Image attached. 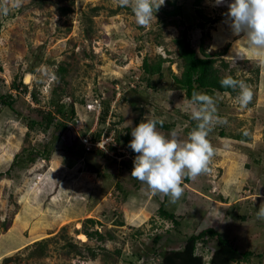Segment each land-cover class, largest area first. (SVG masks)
Instances as JSON below:
<instances>
[{
  "label": "rangeland",
  "instance_id": "rangeland-1",
  "mask_svg": "<svg viewBox=\"0 0 264 264\" xmlns=\"http://www.w3.org/2000/svg\"><path fill=\"white\" fill-rule=\"evenodd\" d=\"M174 2L180 13L171 14L175 5L165 0L150 27H142L116 0H19L18 6L0 0V94L13 98L15 108L0 101V264H161L165 249L208 226L240 249L264 253V219L257 218L264 203V68L225 22L227 4ZM183 30L195 49L203 42L217 55L222 74L250 85L253 96L240 109L238 89L199 91L213 96L225 122L207 137L214 148L209 171L183 179V194L172 203L131 176L136 153L128 145L132 127L145 117L172 124L158 123L157 130L180 139L196 126L191 99L175 79ZM145 57L161 62L162 74L149 77ZM52 98L74 106L69 127L29 128L41 117L36 108H50ZM103 101L109 110L98 122ZM107 127L122 142L84 152L80 135ZM56 133L49 158L22 161L7 172L17 153L49 144ZM161 204L179 224L160 216ZM215 243L209 237L197 251L208 260ZM241 264H264V256Z\"/></svg>",
  "mask_w": 264,
  "mask_h": 264
},
{
  "label": "clouds",
  "instance_id": "clouds-1",
  "mask_svg": "<svg viewBox=\"0 0 264 264\" xmlns=\"http://www.w3.org/2000/svg\"><path fill=\"white\" fill-rule=\"evenodd\" d=\"M118 6L130 8L135 21L142 27H150L155 13L165 0H116ZM227 4L226 20L234 36L240 37L245 45L258 54L264 68V0H214L215 6ZM19 0H17V6ZM6 11V9H5ZM223 88L239 90L235 103L244 109L252 100V90L242 79L231 75L221 78ZM190 116L196 126L186 139L178 138L175 131L165 136L157 130L163 120L145 117L132 127L129 147L136 153L131 176L146 184L153 194L169 196L175 203L183 194L184 177L197 178L209 171V162L214 148L207 139L211 128L221 122L216 115V100L213 96L193 90L188 103ZM130 125V122L127 126ZM257 218L264 219V203L259 205Z\"/></svg>",
  "mask_w": 264,
  "mask_h": 264
},
{
  "label": "trees",
  "instance_id": "trees-1",
  "mask_svg": "<svg viewBox=\"0 0 264 264\" xmlns=\"http://www.w3.org/2000/svg\"><path fill=\"white\" fill-rule=\"evenodd\" d=\"M201 1L202 0H194V4L199 6ZM167 2L175 5V9L170 11L171 14L181 12V6L177 5L174 0H167ZM176 42L178 44L182 69L180 75H175V79L180 87L185 90V94L189 99H191L193 90L198 92L202 90L208 94H214L217 91L230 93L236 92V90L223 88L221 86L220 80L225 75L220 72V69L216 65L217 55H213L205 51L202 45L203 42H201L200 51L195 49L187 38V30H183L181 36L176 38ZM223 65L227 66V63L223 62ZM143 68L149 77L155 74H162L161 62L151 63L146 57L143 60ZM229 75L238 79L235 74ZM0 101L1 103L8 105L12 110L15 109L13 105V98L11 100H7L3 94H0ZM108 108V103L103 101L102 112L100 115L102 120L105 119L109 110ZM36 111L41 114V117L39 119L32 118V120L27 123L29 128L32 129L34 126L46 128L50 124L54 123V127H56V129L63 131L69 127V119L76 112L72 104H66L65 102L59 101L56 102L54 98L51 100L50 108L48 107L46 110L36 108ZM160 126L164 128L173 127L172 124L166 123H163V125ZM115 137V140L117 139L118 142L121 141L120 136L116 135ZM59 138L60 134L56 133L49 144L39 143V146H34L28 149L27 152L22 151L20 154L17 153L7 172L9 173L11 167H14L15 164L20 162L23 163L24 161L26 163L33 162L38 156L49 158L55 149L56 140ZM124 141L129 142L128 134L124 136ZM83 150L85 152L84 148ZM99 151V149L95 150V152ZM0 175L2 174L0 173ZM184 179L188 181L190 178L186 176ZM158 212L163 218L171 220L174 224H179V220L177 219L175 212L166 209L163 204L159 206ZM90 221H93V219L90 218ZM85 233L89 236L91 235L86 231ZM209 237L215 238L216 243L211 252L210 258L206 260L205 256L197 250L199 243H204L205 245ZM161 239L162 236L157 235L153 240L156 244H158ZM256 254L264 256V253H256L251 248H238L233 244L231 239L222 236L215 227L208 226L202 228L196 233L190 234L186 238L185 242L179 247H169L165 249L159 256L161 257V264H241L242 262L248 261Z\"/></svg>",
  "mask_w": 264,
  "mask_h": 264
},
{
  "label": "built area",
  "instance_id": "built-area-1",
  "mask_svg": "<svg viewBox=\"0 0 264 264\" xmlns=\"http://www.w3.org/2000/svg\"><path fill=\"white\" fill-rule=\"evenodd\" d=\"M98 104H99V107H98V113H96L97 114L96 120H98V122H99L100 115L102 112V104H101V102H98ZM93 106L95 107L94 103H92V102L88 103L89 109H94ZM110 114H111V111H110ZM108 133H109L108 127L106 128L105 132H102V130L99 131V130H96L95 128H91L89 130V132L87 134H85L84 136L80 135V139H81V142L83 144V148L85 149V152H90V151L96 150V149L104 150V149H106V147L102 148L104 143L109 145L111 142H113V145H115L114 130L112 132H110L109 135H108Z\"/></svg>",
  "mask_w": 264,
  "mask_h": 264
},
{
  "label": "bare ground",
  "instance_id": "bare-ground-1",
  "mask_svg": "<svg viewBox=\"0 0 264 264\" xmlns=\"http://www.w3.org/2000/svg\"><path fill=\"white\" fill-rule=\"evenodd\" d=\"M29 79V75L27 76V80Z\"/></svg>",
  "mask_w": 264,
  "mask_h": 264
}]
</instances>
